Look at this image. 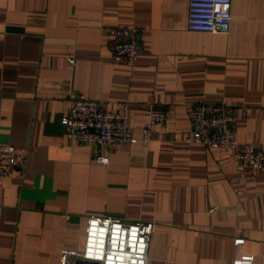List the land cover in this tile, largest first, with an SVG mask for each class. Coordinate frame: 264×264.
Here are the masks:
<instances>
[{
    "label": "crops",
    "instance_id": "0c3cea01",
    "mask_svg": "<svg viewBox=\"0 0 264 264\" xmlns=\"http://www.w3.org/2000/svg\"><path fill=\"white\" fill-rule=\"evenodd\" d=\"M186 10L187 0H0V141L17 150L0 178V264H59L62 250H82L88 215L152 223L145 264H264V172L183 143L187 107L222 104L236 141L264 152V0H230L226 35L188 32ZM114 28L140 39L130 68L112 58ZM80 99L126 104L136 139L146 110L170 121L145 145L73 144L60 122Z\"/></svg>",
    "mask_w": 264,
    "mask_h": 264
},
{
    "label": "built area",
    "instance_id": "2783aa9c",
    "mask_svg": "<svg viewBox=\"0 0 264 264\" xmlns=\"http://www.w3.org/2000/svg\"><path fill=\"white\" fill-rule=\"evenodd\" d=\"M230 0H187L185 29L188 32L226 35L229 31ZM112 58L128 68L141 52L137 32L129 28L109 30ZM234 110L226 105L207 106L191 104L186 109L190 131L183 139L185 144H197L206 149H220L230 153L235 171L244 167L264 172V152L251 143H239L233 126ZM144 125L139 139L132 136L128 126V106L119 104L115 112L106 111L99 101L77 100L61 120L65 138L73 144L102 146L107 152L140 142L148 143L155 125L170 121L167 111L148 109L144 112ZM17 150L0 141V178L12 176L17 164ZM101 165L108 158L95 157ZM242 193L237 192V196ZM153 224L126 223L106 215H88L84 244L81 251H61L59 264H145L146 249ZM238 233V231H235ZM243 239L235 237L234 247ZM230 264H252V258L233 259Z\"/></svg>",
    "mask_w": 264,
    "mask_h": 264
}]
</instances>
